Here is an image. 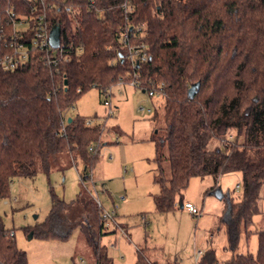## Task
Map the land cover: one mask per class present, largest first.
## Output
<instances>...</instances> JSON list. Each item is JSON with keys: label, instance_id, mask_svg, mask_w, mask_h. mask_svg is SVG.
I'll return each mask as SVG.
<instances>
[{"label": "trees", "instance_id": "1", "mask_svg": "<svg viewBox=\"0 0 264 264\" xmlns=\"http://www.w3.org/2000/svg\"><path fill=\"white\" fill-rule=\"evenodd\" d=\"M123 1L48 0L51 26L59 24L62 42L73 43L70 60L53 67L35 53L17 69H0V199L9 195L16 177L49 174L64 157L81 161L83 187L76 198L66 201L51 191L49 214L29 231L68 239L78 228L96 264H113L100 242V208L85 185L103 126L88 125L79 114L68 121L64 112L88 89L111 88L121 78L129 82L137 71L140 88H159L164 99L163 130L154 138L157 211L181 207L195 176H212L214 193L221 175L239 171L241 195L238 200L223 195L219 218L232 251L227 263L264 264V228L255 231V255L237 252L242 237L253 233L264 189V0H131L136 6L131 25L142 28L150 55L135 67L119 39ZM5 7L0 0L1 18ZM198 81L199 90L190 97L188 90ZM159 117L155 108L153 118ZM4 228L0 214V264H26V253L5 237ZM143 261L140 252L138 263ZM197 264L220 263L208 248Z\"/></svg>", "mask_w": 264, "mask_h": 264}, {"label": "rangeland", "instance_id": "2", "mask_svg": "<svg viewBox=\"0 0 264 264\" xmlns=\"http://www.w3.org/2000/svg\"><path fill=\"white\" fill-rule=\"evenodd\" d=\"M132 78V77H131ZM130 81L129 78L126 81ZM124 81V80H123ZM111 105L106 106L103 89L92 87L70 106L66 118L81 115L92 119V125L103 126L99 152L85 184L107 209H115L118 231L102 236V243L114 264H137L141 248L155 250V258L163 264H197L199 249L212 248L220 264H228L232 251L224 227L219 222L223 195L229 193L238 200L241 195L242 174L226 172L215 185L212 176L191 178L184 192V200L199 206V215L191 214L180 206L167 212L157 211L153 195L160 186L154 181L157 171L156 145L158 129L164 125L161 96L150 97L148 92L129 82L117 83L110 89ZM155 108L160 117L154 119ZM112 109L113 114H109ZM152 109V111H149ZM106 142V143H105ZM166 148L163 149V153ZM168 172L167 165H164ZM81 161L64 157L61 166L49 174L40 172L33 178L16 177L9 187V195L0 199V211L7 228L16 231V246L26 253V264H75L80 260L94 264L92 247L75 228L68 239L29 237V228L43 222L51 207V191L66 201H73L81 187ZM20 195L21 201L13 206L3 203L5 198ZM37 215V217H35ZM116 226L112 225L110 230ZM264 228V189L260 212L254 216L253 233L242 237L237 252L256 254L258 236L255 231ZM128 232V236L123 234ZM214 234L210 241L209 235ZM153 256L146 251V264Z\"/></svg>", "mask_w": 264, "mask_h": 264}, {"label": "built area", "instance_id": "3", "mask_svg": "<svg viewBox=\"0 0 264 264\" xmlns=\"http://www.w3.org/2000/svg\"><path fill=\"white\" fill-rule=\"evenodd\" d=\"M7 7L4 9V15L0 17V69L14 70L28 61L35 53L39 54L48 66L58 67L70 60L74 46L71 42H62L57 47L51 44V26L49 22V11L52 5L48 0H5ZM94 3V2H92ZM125 24L121 27L119 34L120 42L126 48V58L135 67L141 62L149 59V48L147 43L142 40L143 31L139 26L131 25L132 16L136 10L135 4L131 0H124L121 4ZM5 17V19H3ZM133 40H139L133 42ZM82 47L78 51H82ZM114 61H111L113 64ZM121 78L119 83H123ZM129 83L140 88V77L137 71H134ZM111 88L103 89L105 93L104 104L110 106ZM150 97L162 96L161 90L153 88L148 91ZM149 111H152L150 109ZM109 114H113L112 109ZM87 124L92 125V119H87ZM90 149H93L92 146ZM80 180H81V175ZM238 187H240L238 185ZM95 197V196H94ZM96 203L100 208V218L104 229H109L112 225L119 226L117 223V212L115 209H107L102 201L95 197ZM20 202V196L5 198L3 203L7 206H13ZM193 215H199V208L190 201L183 204ZM1 214V211H0ZM2 215V214H1ZM3 234L12 241H16V231L14 228H7L5 224ZM124 233V232H123ZM0 231V235H1ZM213 238L210 235L209 239ZM204 249L196 252V261L203 255Z\"/></svg>", "mask_w": 264, "mask_h": 264}, {"label": "crops", "instance_id": "4", "mask_svg": "<svg viewBox=\"0 0 264 264\" xmlns=\"http://www.w3.org/2000/svg\"><path fill=\"white\" fill-rule=\"evenodd\" d=\"M106 143V142H105ZM155 145H156V143H155ZM156 162V161H155ZM157 164V163H156ZM154 175H155V173H154ZM205 178V177H204ZM154 181H155V179H154ZM81 185H82V183H81ZM86 185V184H85ZM88 187V186H87ZM82 188V187H81ZM81 188L79 189V191L81 190ZM159 191H160V188H159V190L155 193V194H157V193H159ZM79 193V192H78ZM154 194V195H155ZM154 195H153V199H154ZM20 196V195H19ZM20 201H21V197H20ZM187 201H190V202H193L194 204H196L197 206H199L197 203H195L194 201H192V200H184V203L185 202H187ZM155 202V201H154ZM181 208H184V206L183 207H181ZM223 208H224V205H222L221 206V208H220V211H218L219 212V215H221L222 214V211H223ZM119 224V223H118ZM121 224V223H120ZM120 224H119V226H120ZM121 226H123L126 230H127V227L126 226H124V224L122 225L121 224ZM111 228V227H110ZM110 228L109 229H104L103 228V235H105V234H107V233H115V232H117L118 231V229H117V226L115 227V228H113V229H111L110 230ZM124 235H126V236H128L129 234H128V232H126V233H123ZM102 235V236H103ZM210 235H213V238H214V234H210ZM209 235V236H210ZM102 236H101V238H100V242H101V244H103L102 243ZM213 238L211 239V240H213ZM103 245H105L106 247H107V249H108V246L106 245V244H103ZM146 251L147 252H150V254H151V256H153V258H152V262H156V263H160V264H162L161 262L162 261H164V260H162L161 262L160 261H158V260H156V258H155V250L154 249H152V248H150V247H148V246H146V247H144V248H141L139 251H137V256H138V261H139V253L141 252L142 254H143V256H144V261L143 262H141V263H138L137 262V264H146V260H145V258H146ZM198 251V250H197ZM108 254H109V252H108ZM109 256H110V254H109ZM111 257V256H110ZM112 258V257H111ZM95 259V258H94ZM75 264H87V261H85V260H83V258L80 260V263H75ZM94 264H96V260H94ZM114 264V263H113ZM164 264V263H163Z\"/></svg>", "mask_w": 264, "mask_h": 264}, {"label": "water", "instance_id": "5", "mask_svg": "<svg viewBox=\"0 0 264 264\" xmlns=\"http://www.w3.org/2000/svg\"><path fill=\"white\" fill-rule=\"evenodd\" d=\"M51 44L53 47H57L60 44V38H61V26L59 24H55L51 29ZM65 85H67V79L64 81ZM200 87V82H196L191 85V87L188 90V95L190 97H194L196 93L198 92ZM72 117L68 118V121H71ZM181 207H183V203L181 200ZM37 217V215H35ZM29 237H33V232L30 233Z\"/></svg>", "mask_w": 264, "mask_h": 264}]
</instances>
